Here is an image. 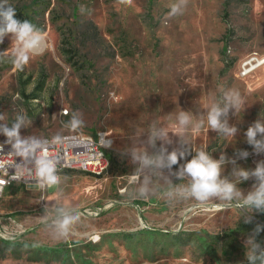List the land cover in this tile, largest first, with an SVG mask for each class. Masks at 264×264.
<instances>
[{
	"label": "rangeland",
	"instance_id": "obj_1",
	"mask_svg": "<svg viewBox=\"0 0 264 264\" xmlns=\"http://www.w3.org/2000/svg\"><path fill=\"white\" fill-rule=\"evenodd\" d=\"M173 2L8 0L16 17L42 30L46 46L22 70L0 62V123L10 126L25 114L31 123L21 129L24 137L107 132L111 161L101 176L63 172L45 196L34 186L6 189L0 216L15 218L24 231L0 239V264H249L244 241L256 223L264 225V213L245 223L239 209L219 202L169 201L171 186L186 181L142 169L132 151L156 150L147 143L153 123L169 131L171 151L181 110L203 119L225 89H236L245 105L229 113L239 129L234 137L211 131L205 120L185 138L216 159L247 150L249 157L237 161L245 169L264 160L244 136L264 118V64L250 76L235 75L245 56L264 55V0H189L183 15L168 19ZM15 47L6 37L0 51L11 56ZM72 113L85 122L78 131L66 123ZM232 167L226 164L223 175L231 178ZM253 183L238 187L247 194ZM64 214L79 220L57 240L55 223ZM257 239L264 243V231Z\"/></svg>",
	"mask_w": 264,
	"mask_h": 264
},
{
	"label": "clouds",
	"instance_id": "obj_2",
	"mask_svg": "<svg viewBox=\"0 0 264 264\" xmlns=\"http://www.w3.org/2000/svg\"><path fill=\"white\" fill-rule=\"evenodd\" d=\"M188 4L189 0H174L169 5L167 18L183 15ZM6 37L10 41L14 40L16 47L11 56H5L6 50L0 51V62H10L21 70L31 55L40 53L46 46L42 30L29 20L16 19V9L8 0H0V44ZM244 105L245 99L238 90L225 89L221 100L210 103L203 119H196L194 122L190 112L181 110L176 115L175 135L179 140L171 151L169 146L174 142L169 137V131L166 127H158L153 123L150 126L147 143L156 150L150 154L146 149H135L132 151V158L142 169H152L161 173L167 170L177 180L186 181L171 186L168 192L169 201L177 198L194 200L201 207L208 206L210 202H219L215 204L216 207L222 209L235 207L241 211L245 223H252V213H264V160L258 161L254 169H245L240 167L237 161L249 157L250 153L247 150L238 149L233 157L221 152L216 159L204 148L193 150L185 138L190 126L199 129L205 120L211 131L223 137H234L239 129L229 124V113L232 111L237 115L244 109ZM2 121H5L4 113L0 114V122ZM30 123L31 120L21 113L16 114L10 126L7 123H0V135L6 138L0 143V158H12L8 163L0 159V172L7 175L9 181H23L26 177H32L40 188L57 185L60 182L57 174L58 158L50 154L51 142L35 136L24 137L21 134V129ZM66 123L72 131H78L85 126L82 117L74 113ZM244 136L255 154H264V118H258L250 124ZM53 139L58 142L63 140L60 136ZM5 145L10 146L7 154L3 153ZM189 156L191 159H188ZM16 158H20L19 163L16 162ZM229 163L233 166L231 178L223 175L224 166ZM174 166H178L175 171ZM9 168L15 169L11 176L8 173ZM249 179H254V183L251 190L245 194L238 185ZM168 183L171 184V180H168ZM78 220V215L64 214L55 223L53 238L60 240L69 236L71 226ZM262 231L264 225L256 223L244 241L249 264H264V243L257 239Z\"/></svg>",
	"mask_w": 264,
	"mask_h": 264
},
{
	"label": "built area",
	"instance_id": "obj_3",
	"mask_svg": "<svg viewBox=\"0 0 264 264\" xmlns=\"http://www.w3.org/2000/svg\"><path fill=\"white\" fill-rule=\"evenodd\" d=\"M264 64V55L252 52L238 62L235 75L237 77H247L253 74L259 67ZM56 137V136H54ZM54 137H40L42 140L51 142L49 148L50 154L58 158L57 174L60 175L68 170H77L92 176L103 175L109 167L108 149L111 140L107 132H98L96 136L84 133H69L60 135L62 142H58ZM3 143V142H0ZM10 146L5 145L3 153L7 154ZM6 163L11 162L10 157L0 158ZM20 162V158H16ZM31 167V164H29ZM15 172L14 168H9V176ZM20 185L28 188L34 186L38 191L47 194L52 186L40 188L32 177H26L23 181L11 180L3 172H0V196L8 188ZM24 231L22 225L11 216H0V239L12 240L15 238L14 233L21 234Z\"/></svg>",
	"mask_w": 264,
	"mask_h": 264
},
{
	"label": "trees",
	"instance_id": "obj_4",
	"mask_svg": "<svg viewBox=\"0 0 264 264\" xmlns=\"http://www.w3.org/2000/svg\"><path fill=\"white\" fill-rule=\"evenodd\" d=\"M224 8L226 9V5ZM16 19L20 20V18H18V17H16ZM108 157H109V161H111V157L109 155H108Z\"/></svg>",
	"mask_w": 264,
	"mask_h": 264
},
{
	"label": "crops",
	"instance_id": "obj_5",
	"mask_svg": "<svg viewBox=\"0 0 264 264\" xmlns=\"http://www.w3.org/2000/svg\"><path fill=\"white\" fill-rule=\"evenodd\" d=\"M68 171H74V170H68ZM86 174H87V173H86ZM57 185H58V184H57ZM57 185H56V186H57Z\"/></svg>",
	"mask_w": 264,
	"mask_h": 264
}]
</instances>
